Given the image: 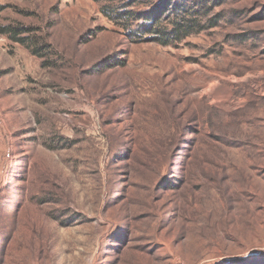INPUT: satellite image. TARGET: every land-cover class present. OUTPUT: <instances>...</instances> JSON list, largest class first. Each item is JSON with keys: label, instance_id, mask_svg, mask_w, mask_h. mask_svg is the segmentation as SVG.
I'll return each mask as SVG.
<instances>
[{"label": "rangeland", "instance_id": "1", "mask_svg": "<svg viewBox=\"0 0 264 264\" xmlns=\"http://www.w3.org/2000/svg\"><path fill=\"white\" fill-rule=\"evenodd\" d=\"M189 1L0 0V264H264V0Z\"/></svg>", "mask_w": 264, "mask_h": 264}, {"label": "trees", "instance_id": "2", "mask_svg": "<svg viewBox=\"0 0 264 264\" xmlns=\"http://www.w3.org/2000/svg\"><path fill=\"white\" fill-rule=\"evenodd\" d=\"M154 4L157 2L159 5L155 6L154 12H149L146 15H133L130 11L124 9L121 12L115 13L116 20L121 22H139L144 21V26L139 32V37L148 36V41L156 43L162 47H170L175 44L181 43L187 40L191 36L198 35L207 29L202 21H199L197 14L199 11H195V7H191L189 0H153ZM156 3V4H157ZM153 6V5H152ZM198 6L202 10L206 11L208 8L207 0L198 1ZM210 11L207 13V15ZM110 11L107 15H111ZM112 16V15H111ZM218 23L211 25L217 26ZM0 33L7 35L14 34L16 38H19L17 31H13L8 28H1ZM25 44V40L18 41Z\"/></svg>", "mask_w": 264, "mask_h": 264}, {"label": "bare ground", "instance_id": "3", "mask_svg": "<svg viewBox=\"0 0 264 264\" xmlns=\"http://www.w3.org/2000/svg\"><path fill=\"white\" fill-rule=\"evenodd\" d=\"M197 70V69H196ZM200 70V69H199ZM201 72H203V71H201ZM201 74V73H200ZM207 75V74H206ZM210 76V75H209ZM212 78V77H211ZM219 88H221L220 87V85H218V83L216 82V83H213L211 86H210V92H209V94L212 92H215V91H217V89H219ZM210 95H212V94H210ZM226 96L227 95H225V98H226ZM224 97V96H223ZM219 98H221V97H219ZM225 100H227V99H225Z\"/></svg>", "mask_w": 264, "mask_h": 264}]
</instances>
